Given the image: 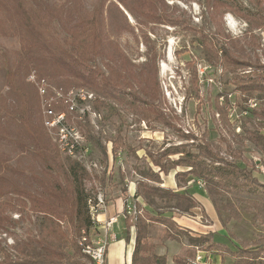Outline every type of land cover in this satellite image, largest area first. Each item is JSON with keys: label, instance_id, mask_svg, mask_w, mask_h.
I'll return each mask as SVG.
<instances>
[{"label": "rangeland", "instance_id": "374dc122", "mask_svg": "<svg viewBox=\"0 0 264 264\" xmlns=\"http://www.w3.org/2000/svg\"><path fill=\"white\" fill-rule=\"evenodd\" d=\"M46 1L59 5L66 0ZM98 1L82 3L92 11ZM147 2L107 0L105 6L108 54H114L119 47L134 73L146 70L144 76L129 77V85L122 84L125 88L118 89L126 95L127 103L107 100L108 106L98 107L96 101L104 98L96 92L86 87L66 90L49 81L48 93L43 96L30 79L33 73L26 75L17 98L23 119H0V157L5 156L11 165L4 172L3 182L32 190L55 166L51 160H76L90 175L86 182L88 207L89 201L95 204L100 198L107 206L126 197L129 186L135 184L134 197L140 199L145 210L136 221L138 229L150 230L159 239L165 236L163 230H170L159 220L174 218L178 235L190 236L179 228L195 230L193 233L200 236L195 238L201 240L198 247L184 248L175 257L176 264H243L246 251L237 252L238 248H256L264 243V217L259 219L257 212L259 200L248 201L204 181L200 190L195 177H178V172L191 168L182 165L170 169L168 161L183 158V153L165 156L162 162L170 171L160 173L149 153L158 158L178 149L186 155H198V146L209 142L220 159L232 161L227 152L231 145L244 152L248 170L264 184V90H245L251 86L264 88V0H151L148 3L153 5V13ZM128 9L136 10L135 14ZM149 13L152 19L148 18ZM54 30L65 36L59 24L54 25ZM19 48V37L12 30L0 34V98L7 96L9 102L8 74L18 60ZM233 60L238 64H233ZM95 64L105 71L101 57ZM30 85L35 90L29 89ZM77 95L85 101L73 104ZM135 95L150 102L144 110L146 114L141 101L131 108L129 103L134 102ZM49 103L57 115H65L63 131L47 125L45 111ZM90 133L100 139L106 155L90 143ZM4 135L6 140H2ZM41 135L50 140L48 160L31 145ZM62 136L68 140L60 141ZM119 138L126 148L119 146ZM67 142L84 150L71 156L64 150ZM20 144H28L27 149L19 150ZM199 159L204 160L200 156ZM205 161L211 166L220 164ZM148 169L159 172V183L148 181L139 173ZM52 173L59 174L57 170ZM140 182L171 189L181 197H147ZM238 184L242 189H252L242 181ZM14 196H0V264L7 256L22 259L17 247L29 238H42L41 217L30 211V203L24 206L22 200H13ZM150 216L159 222L150 220ZM90 230L97 229L92 224ZM90 230L76 233L74 226L64 221L53 231L56 245L68 254L63 260L66 264L84 260L80 243L84 232L89 234ZM188 236L185 240L191 242ZM199 254L203 258L200 263ZM178 257L182 263H178Z\"/></svg>", "mask_w": 264, "mask_h": 264}, {"label": "trees", "instance_id": "16d2710c", "mask_svg": "<svg viewBox=\"0 0 264 264\" xmlns=\"http://www.w3.org/2000/svg\"><path fill=\"white\" fill-rule=\"evenodd\" d=\"M106 1L99 0L93 10L89 11L82 0H66L59 5L49 3L46 0H0V34L6 35L8 31L12 30V33L20 40V48L17 52L18 60L13 69L9 71L7 80L11 102L8 101L7 96L0 98V119L15 117L23 119L17 98L24 85L23 79L31 72L36 74L39 79H45L49 83L55 82L66 90L73 87H86L96 92L104 98V100L98 99L96 101L98 107L108 106L107 100L127 103L126 95L120 93L118 89L125 88L122 84L129 85V77L134 79L137 75L144 76L146 70L142 69L138 74L134 73L129 66V59L119 47L114 54H108V37L105 30ZM143 2H147V0H143ZM148 2L146 5L152 7L150 13H153L155 9ZM128 11L135 14L136 10L128 9ZM150 13L148 18L152 19ZM55 24H59L65 34L64 37L54 30ZM228 55L226 53V57ZM99 57L102 58L105 71L95 64ZM146 63L144 65H147ZM233 64H238V62L233 60ZM31 87L32 90H35L33 85L28 88ZM149 87L153 88L150 85ZM249 89L264 90L259 86L245 88V90ZM133 99L134 102L129 103L131 108L136 106V101H141L143 113L146 114L144 110L147 109V105H151L150 102L139 99L137 95ZM150 110H154V107H151ZM34 115L35 113L30 116V119ZM162 120H164L163 116ZM87 136L90 143L97 145L106 155V150L100 139L91 133ZM6 139L4 135L2 140ZM49 141L48 136L41 135L39 138L33 139L31 144L37 153H41L46 160H48L46 152L49 151L47 148L50 145ZM118 142H120L119 146L127 147L125 143L123 144V139L119 138ZM19 147V150L24 151L28 144H20ZM212 148V145L207 142L198 146L201 153L198 155L190 152H187L186 155L185 151L181 152L175 149L173 153L165 152L158 158L153 157L150 153L149 156L154 165L159 168L160 173H166L170 169L184 165L191 169L183 173L178 172L176 174L178 177L191 175L199 181L218 186L223 191L233 193L235 196L248 201L257 198L259 200V204H257L258 218L262 219L264 217V192L259 191L258 188L264 191V184L253 175L252 171L248 170V164L243 158L244 152L229 145L227 152L233 159L229 161L224 158L220 159ZM180 153H183V158L168 161L171 164L170 169L167 168L166 163L162 162L165 156ZM57 154H59L58 150ZM199 156L204 160L199 159ZM205 159L220 164L211 166L206 163ZM51 161L55 166L48 171V177L30 190L17 184L9 186L3 182L6 180L4 172L9 171L11 165L5 156L0 157V196L15 194L14 197L16 198H11V200H22L24 206L30 203V211L42 219V238H29L26 242H22V246L17 247V250L20 251L23 258L12 260L10 256H7L3 264H66V261L63 260L68 254L56 245L53 231L60 227L64 221L74 226L76 233L82 230L88 232L92 227L93 223L88 207L90 196L86 188V182L90 180L89 173L76 160L68 159L67 163L62 160ZM240 163H244L245 166H240ZM52 170H57L62 178L59 174L52 173ZM139 173L148 181L156 183L161 181L159 172L154 170H142ZM240 181L252 189L250 191L242 189L241 185L238 184ZM139 187L147 197H181L180 194L171 189L151 186L145 182H140ZM65 208L68 211H65ZM0 211L3 212V210ZM150 220L161 221L170 227L168 230L169 237L179 240L177 236L179 232L175 229L173 218L158 221V218L151 217ZM0 225L3 226V216H0ZM190 240L196 245L201 241L194 237ZM75 245L77 251L80 252V246H77L76 243ZM38 248L41 249V252L38 251ZM243 250L246 251L244 252L246 253L245 257L242 258L243 264H264V243L256 246V248H244L242 246L238 248L237 252H243ZM176 260L178 263L180 261L182 263V258L178 257ZM71 262L80 263L76 260L67 261L68 264ZM133 264H166L165 257L155 254V246L145 243L141 231H138L137 235Z\"/></svg>", "mask_w": 264, "mask_h": 264}, {"label": "built area", "instance_id": "2783aa9c", "mask_svg": "<svg viewBox=\"0 0 264 264\" xmlns=\"http://www.w3.org/2000/svg\"><path fill=\"white\" fill-rule=\"evenodd\" d=\"M30 79L33 80L32 82L38 85L41 95L45 96L48 93L47 85L49 86V84H47L45 79H39L34 73L30 76ZM60 96L63 97V95ZM84 99L85 98L77 95L75 96L73 104L79 100L85 101ZM45 114L49 118L47 121V125L49 127H56L59 131H63L62 126L65 120L64 114L57 115L51 103L47 104ZM59 137L61 138V136ZM67 140V136H62L60 141L66 142ZM78 146L79 145L75 143L72 145L71 143L67 142L66 149L64 150L69 152L72 156V154L76 153L77 150H84V148H79ZM198 183L199 188L203 189V183L201 181H198ZM89 210L92 217L93 227L97 230H90L89 234L84 232V236L82 237V241L80 243L82 246L84 260L79 264H105L108 247L111 242L110 231L113 229L114 225L118 223L120 215L125 219L136 222L138 218L144 214L145 210L141 205L139 206L138 200L134 196L127 198L124 201L121 214L119 213L111 217L106 216V204L103 198H100L99 202L95 204H93L92 201H89ZM202 259V256L199 254L197 256V262L200 263ZM202 264L207 263L203 262Z\"/></svg>", "mask_w": 264, "mask_h": 264}, {"label": "crops", "instance_id": "0c3cea01", "mask_svg": "<svg viewBox=\"0 0 264 264\" xmlns=\"http://www.w3.org/2000/svg\"><path fill=\"white\" fill-rule=\"evenodd\" d=\"M136 191V185H130L128 192H126L127 196H124L125 198H118L116 201H113L106 206V216L111 217L119 213L121 214L124 201L127 199V197H133ZM136 198L139 205L142 206L140 199L137 196ZM173 220L175 219L173 218ZM179 229L182 232H187V234L194 238L200 237L199 235H196V233H193L195 230L188 231L182 230L181 228ZM138 231L142 232L145 243L155 246V254L157 256L166 258V264H176L174 259L176 256L182 254L184 248L191 249L198 247L196 246V243L185 240L186 236H188L185 233L177 235L179 240H176L168 236V230H163L164 232H162L165 236H162L158 239L151 233L150 230H138L136 223H130L129 219H125L120 215L118 223L114 225L113 229L110 231L111 242L108 247L105 264H133ZM190 236H188V238H191Z\"/></svg>", "mask_w": 264, "mask_h": 264}]
</instances>
